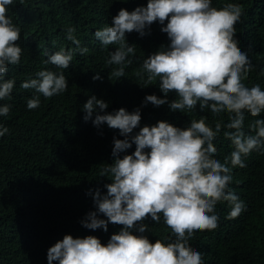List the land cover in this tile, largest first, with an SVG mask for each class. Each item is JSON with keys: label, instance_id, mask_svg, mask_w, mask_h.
<instances>
[{"label": "clouds", "instance_id": "obj_1", "mask_svg": "<svg viewBox=\"0 0 264 264\" xmlns=\"http://www.w3.org/2000/svg\"><path fill=\"white\" fill-rule=\"evenodd\" d=\"M256 1L43 0L32 10L27 0H0V117L7 118L12 104L5 101L15 95L34 125L45 103L69 92L75 55L114 96L112 104L87 92L79 105L82 124L118 129L111 163L98 169L110 180L106 192L84 193L94 210L78 222L95 235L64 234L47 248V264H205L204 253L189 247L194 234L219 222H247L248 209L264 211L263 189L243 185L245 158L264 154V41L246 29ZM58 14L66 23L65 47L45 50L47 66L20 84L6 78L9 66L21 64L24 41ZM108 105L120 108L105 111ZM143 113L172 120L141 126ZM8 131L0 123V137ZM33 135L37 143L47 138ZM97 148L86 140L80 151L58 149V162L27 164L22 183L37 185L29 199L53 182L66 191L58 176L88 162ZM145 221L162 224V238L150 240ZM110 223L122 227L110 233ZM263 250L264 236H253L239 253L264 264Z\"/></svg>", "mask_w": 264, "mask_h": 264}, {"label": "trees", "instance_id": "obj_2", "mask_svg": "<svg viewBox=\"0 0 264 264\" xmlns=\"http://www.w3.org/2000/svg\"><path fill=\"white\" fill-rule=\"evenodd\" d=\"M41 1L36 3L35 0H27L26 7L36 10ZM256 4V14L247 18L246 29L250 33H257L258 38L264 41V0H257ZM65 28L64 16H53L41 31L24 41L21 64L9 66L6 78L15 77L16 83L20 84V81L27 79L36 69L45 68L47 65L42 64L43 53L45 50H57L61 45L64 46ZM85 58L91 65L94 64L89 55ZM69 66L72 68L70 90L67 94L45 103L48 110L43 112L44 116L35 120L34 125H40L38 129L18 133L34 126L33 113L17 104L15 95L10 101H5L11 103L12 108L7 118L0 117V123L6 122L9 129L8 133L0 137V262L3 264H47V248L64 234L74 237L95 235L96 230L86 229L78 222L87 211L94 210L92 196L84 193L90 188L95 190L96 187H100L101 192H106L103 184L110 183V180L100 178L98 169L101 164L111 163L112 136L118 133V129L109 128L105 124L98 130L91 120L83 121L82 124L79 105L82 107L86 101L87 92L106 102L108 99L112 104L114 103L110 98L114 96L101 84L100 79H92V72L90 75L86 73L85 63L80 57L75 55ZM261 66L259 64L256 68ZM94 70L101 75L99 69ZM118 108L120 107L113 108L108 105L105 111L111 112ZM163 116L172 120L167 114ZM163 116L143 113L140 124H154L157 119H163ZM98 132H102V135ZM33 133H46L47 138L37 143ZM27 134V138H22ZM86 140L96 141L97 151L85 164L68 174L58 176L65 181L66 191L53 182L44 186L45 193L39 198L29 199L37 185L26 188L22 183V177L26 174L25 166L43 160L58 162L57 158L62 154L58 149L74 147L80 151L82 142ZM134 147L133 145L127 151L130 153ZM13 152L16 153L15 157ZM245 163L243 185L246 187L251 183L256 188L261 187L264 193V154L253 152L245 158ZM74 188L78 191L72 194ZM245 219L247 222L239 220L222 225L219 222L216 230L198 232L189 242V247L204 253L205 264H258L254 257L243 256L239 251L249 242V238L264 236V211L254 215L248 209ZM145 223L151 228V233L148 234L150 240L162 238L165 234L162 224L151 221ZM120 227L122 226L111 223L108 225L110 233L118 231ZM262 253L264 254V250Z\"/></svg>", "mask_w": 264, "mask_h": 264}]
</instances>
